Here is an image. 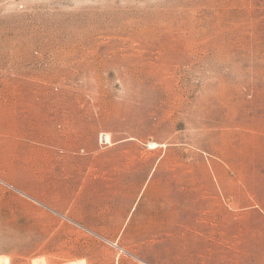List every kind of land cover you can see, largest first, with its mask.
<instances>
[{"label":"rangeland","instance_id":"374dc122","mask_svg":"<svg viewBox=\"0 0 264 264\" xmlns=\"http://www.w3.org/2000/svg\"><path fill=\"white\" fill-rule=\"evenodd\" d=\"M0 264H264V0H0Z\"/></svg>","mask_w":264,"mask_h":264}]
</instances>
